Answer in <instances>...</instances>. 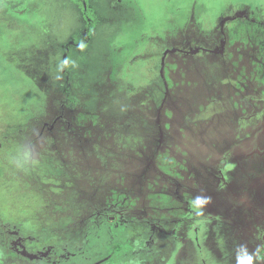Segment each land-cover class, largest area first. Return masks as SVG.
Instances as JSON below:
<instances>
[{
    "label": "rangeland",
    "instance_id": "1",
    "mask_svg": "<svg viewBox=\"0 0 264 264\" xmlns=\"http://www.w3.org/2000/svg\"><path fill=\"white\" fill-rule=\"evenodd\" d=\"M88 7L0 0V264H60L107 220L128 264H264V0Z\"/></svg>",
    "mask_w": 264,
    "mask_h": 264
},
{
    "label": "flooded vegetation",
    "instance_id": "2",
    "mask_svg": "<svg viewBox=\"0 0 264 264\" xmlns=\"http://www.w3.org/2000/svg\"><path fill=\"white\" fill-rule=\"evenodd\" d=\"M70 1L78 5L86 25L90 28L93 27V14L88 7V0ZM226 158L224 157V160ZM170 227L173 228L172 225H170ZM201 228V225L199 229L198 227L195 228L192 231V236L195 237L196 231L198 230L199 232ZM178 231L182 232L181 230ZM89 238L88 243L84 246V250L75 252L60 264H104L107 262L109 264H128L131 249L128 238L122 228L114 227L111 225L110 221L107 220L100 226H96ZM114 239H116V241ZM119 252H122V254H119ZM254 258H256V262L260 261L259 258ZM261 262H264V259H262Z\"/></svg>",
    "mask_w": 264,
    "mask_h": 264
},
{
    "label": "clouds",
    "instance_id": "3",
    "mask_svg": "<svg viewBox=\"0 0 264 264\" xmlns=\"http://www.w3.org/2000/svg\"><path fill=\"white\" fill-rule=\"evenodd\" d=\"M80 49L83 50L87 47L86 44L83 42L79 45ZM76 62L72 61L70 59H63L60 61L59 65L57 66V72L61 73L65 69L71 67L75 68ZM63 77L61 75H57L56 79H62ZM15 159V158H14ZM16 165L19 168L24 169L25 171L28 170L29 167H35L39 164V161L33 157L32 150L25 147L20 153H19V159H15ZM210 203V197L199 195L196 196L193 201L192 205L195 210L196 215L200 216L203 215V209L204 207ZM241 249H243V255H238L237 257V264H253V255L249 254L243 246H241Z\"/></svg>",
    "mask_w": 264,
    "mask_h": 264
},
{
    "label": "trees",
    "instance_id": "4",
    "mask_svg": "<svg viewBox=\"0 0 264 264\" xmlns=\"http://www.w3.org/2000/svg\"><path fill=\"white\" fill-rule=\"evenodd\" d=\"M114 240L116 241V239H114ZM114 240H113V241H114ZM119 240H120V239H119ZM119 254H122V252H119Z\"/></svg>",
    "mask_w": 264,
    "mask_h": 264
},
{
    "label": "crops",
    "instance_id": "5",
    "mask_svg": "<svg viewBox=\"0 0 264 264\" xmlns=\"http://www.w3.org/2000/svg\"><path fill=\"white\" fill-rule=\"evenodd\" d=\"M264 263V262H263Z\"/></svg>",
    "mask_w": 264,
    "mask_h": 264
}]
</instances>
